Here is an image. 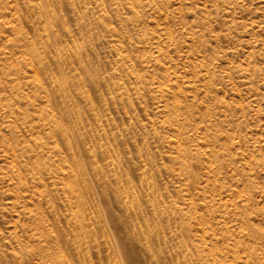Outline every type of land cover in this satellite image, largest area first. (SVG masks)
<instances>
[{"label": "rangeland", "instance_id": "1", "mask_svg": "<svg viewBox=\"0 0 264 264\" xmlns=\"http://www.w3.org/2000/svg\"><path fill=\"white\" fill-rule=\"evenodd\" d=\"M36 1L0 0V264H264V0Z\"/></svg>", "mask_w": 264, "mask_h": 264}, {"label": "bare ground", "instance_id": "2", "mask_svg": "<svg viewBox=\"0 0 264 264\" xmlns=\"http://www.w3.org/2000/svg\"><path fill=\"white\" fill-rule=\"evenodd\" d=\"M36 1V0H35ZM36 3H37V1H36ZM131 3H133V2H127V4H130V5H132ZM29 4V3H28ZM72 4V3H71ZM36 6V5H35ZM39 6V5H38ZM49 6H47V8H48ZM36 9H39V7H37ZM36 9H34L35 11H36ZM29 10V9H28ZM45 10V9H44ZM132 12V11H131ZM183 12V11H182ZM50 13V12H49ZM40 14L41 15H43L41 12H40ZM54 14V13H53ZM48 15V14H47ZM49 17H50V15H48ZM43 17V18H42ZM41 18L44 20V22H45V20H48L49 21V18L47 19V18H45V16H42ZM52 17H54V15L52 16ZM52 19V18H51ZM57 21V20H56ZM15 22V21H14ZM54 24V23H53ZM41 25H42V22H41ZM46 27H47V25H46ZM51 30V29H50ZM42 31V30H41ZM46 31V30H45ZM171 32V31H170ZM169 34V33H168ZM157 40V39H156ZM46 45V44H45ZM33 46V45H32ZM49 46V45H48ZM36 53V52H35ZM155 53V52H154ZM38 55H40V54H38ZM150 56V55H149ZM148 56V57H149ZM158 57V56H157ZM122 59V58H121ZM151 60V59H150ZM80 65H81V63H80ZM167 69V68H166ZM246 69V68H245ZM246 72V71H245ZM37 73V72H36ZM249 73V72H248ZM62 76V75H61ZM39 78V77H38ZM37 78V79H38ZM136 78V77H135ZM40 82V81H39ZM186 82V81H185ZM19 84V83H18ZM34 84V83H33ZM70 84V83H69ZM35 85V84H34ZM62 85V84H61ZM162 85V84H161ZM158 87V86H157ZM166 88V87H165ZM177 88V87H176ZM57 89V91H59L60 93H64L65 92V90H64V86L63 87H58V88H56ZM44 91V90H43ZM62 91V92H61ZM45 92V91H44ZM165 92V91H164ZM163 93V92H162ZM167 93V92H166ZM170 94V93H169ZM166 95V94H165ZM182 95V94H181ZM50 96V95H49ZM166 97V96H165ZM173 97V96H172ZM178 96H176V98H177ZM85 98V97H84ZM44 99V98H43ZM46 99H47V97H46ZM50 99V98H49ZM47 101V100H46ZM176 101V100H175ZM46 103V102H45ZM177 103V102H176ZM175 106V105H174ZM173 106V107H174ZM162 107V106H161ZM178 107H180V106H178ZM169 110V109H168ZM175 110V109H174ZM170 112V111H169ZM168 112V113H169ZM20 113V112H19ZM171 113V112H170ZM175 113V112H174ZM45 114V113H44ZM159 114V113H158ZM54 115V114H53ZM73 115V114H72ZM174 115H177V114H174ZM44 116H46V115H44ZM48 117V116H47ZM50 118V117H49ZM46 119V118H45ZM62 119V118H61ZM48 120V119H47ZM58 120H60V119H58ZM172 120V119H171ZM43 122H44V120H42ZM176 121V120H175ZM178 122V121H177ZM176 122V123H177ZM47 123V122H46ZM53 123H55V121H53ZM53 123H51V127H52V124ZM61 123V122H60ZM149 123V122H148ZM170 123H172V122H170ZM56 124V123H55ZM46 125H48V124H46ZM61 125V124H60ZM16 126V125H15ZM54 126V125H53ZM57 126V127H56ZM154 126V125H153ZM59 126L58 125H55V129H57V130H61L60 128H58ZM53 128V127H52ZM54 128H53V131H54ZM155 128V127H154ZM56 131V130H55ZM65 133H66V131H64ZM67 132H68V130H67ZM62 133V132H61ZM38 134V133H37ZM64 134V133H63ZM52 136V135H51ZM54 143H57V142H54ZM171 143V142H170ZM44 144V143H43ZM50 144H52V143H50ZM69 144V143H68ZM48 145V144H47ZM52 146V145H51ZM74 146V145H73ZM180 146V145H179ZM48 147H49V145H48ZM56 148V147H55ZM14 150V149H13ZM51 150V149H50ZM74 151V150H73ZM183 151H185V150H183ZM198 151V150H197ZM12 152V151H11ZM14 152V151H13ZM58 153V152H57ZM183 153V152H182ZM186 153V152H185ZM39 154V153H38ZM74 155H75V153H73ZM91 154V153H90ZM14 155V154H13ZM93 155V154H92ZM35 156V155H34ZM185 156V155H184ZM213 156V155H212ZM76 157V156H75ZM65 158V157H64ZM93 158V157H92ZM42 159V158H41ZM61 161V160H60ZM66 163V162H65ZM71 164H72V162H71ZM188 164V163H187ZM57 165H58V163H57ZM75 165V164H74ZM39 167V166H38ZM74 167V166H73ZM53 169V168H52ZM58 169V168H57ZM61 169V168H60ZM64 169H65V167H64ZM49 171V170H48ZM58 171H60V170H58ZM67 171V170H66ZM72 171V170H71ZM93 171V170H92ZM64 174V173H63ZM66 174V173H65ZM69 174H70V172H69ZM67 175V174H66ZM62 176V175H61ZM68 176H70V175H68ZM67 176V177H68ZM63 177H65L64 175H63ZM67 177H65V178H67ZM72 177V176H71ZM79 177V176H78ZM66 181V180H65ZM64 182V181H63ZM69 182V181H68ZM65 183V182H64ZM69 185V184H68ZM64 186V185H63ZM73 190V189H72ZM74 192V191H73ZM77 192V191H76ZM125 198V197H124ZM131 204V203H130ZM70 216V215H69ZM78 221V220H77ZM152 225V224H151ZM158 227V226H157ZM74 233V232H73ZM72 234V233H71ZM75 235V234H74ZM249 249V248H248ZM180 254V253H179ZM185 255V254H184Z\"/></svg>", "mask_w": 264, "mask_h": 264}]
</instances>
